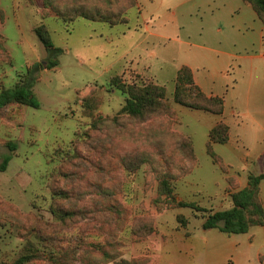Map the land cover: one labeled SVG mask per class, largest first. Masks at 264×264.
<instances>
[{
    "label": "rangeland",
    "instance_id": "rangeland-1",
    "mask_svg": "<svg viewBox=\"0 0 264 264\" xmlns=\"http://www.w3.org/2000/svg\"><path fill=\"white\" fill-rule=\"evenodd\" d=\"M139 1L140 9H137ZM139 1L127 14L128 25L111 27L83 18L66 24L57 20L54 13L44 16L42 0H36L35 4L31 0H0V35L6 47V52L0 49V89L13 87L28 66L46 58L45 48L34 32L36 26L46 24L54 43L63 49L60 65L42 70L35 86L40 108L13 105L0 116V198L16 206L24 216H39L41 223L35 227L45 235L61 237L59 249L74 250L71 264H114L105 262L97 252L101 245L116 260L210 264L217 248L211 243L210 231L203 229L201 213L174 208L165 196L159 199L158 186L159 176L168 173L175 178L177 200L219 211L232 206L230 193L245 188L251 174L264 173V155L262 158L255 155L256 146L250 150L254 154L247 153L242 146V131L236 126H233L232 145H213L227 167V171L223 170L207 149L214 117L204 118L208 113L174 101L178 68L194 50L184 46L181 40L190 37L192 43H205L214 49L216 58H222L230 48L221 46L210 34L214 32L218 36L217 30L223 29L222 39L223 36L225 39L228 28L224 16L228 15L211 24L208 15L201 14L200 9L197 15H189L162 0ZM146 23L156 36L149 35ZM201 28L209 35L201 38ZM248 32L253 34L254 30ZM233 53L238 56L232 60L228 78L237 91L236 100L231 103L229 100V105L238 100L241 103L244 98L240 66L245 67L246 62L241 60L242 56L260 54L261 50L258 45H249L233 49ZM113 77L126 84L164 86L175 118L163 116L145 124L126 119L117 126L90 131L95 118L115 117L125 104L126 96L110 83ZM88 97L96 100L94 118L85 111ZM240 111L234 120L251 122L243 116L242 105ZM85 130L92 137L77 142L75 152V133ZM175 134L191 136L196 163L186 161L178 151ZM10 145L17 149L12 151ZM62 146L65 150L57 153L56 149ZM127 154H140L143 164L135 171L129 170L123 162ZM8 157H11L9 165L3 169ZM61 164H66L68 172L64 185L57 175ZM55 178L57 186H65L70 194L62 205L78 213L74 222L63 229L58 228V221L49 211L54 204L50 185ZM230 178L234 180L232 184L239 181L237 187ZM261 183L264 197V180ZM104 207L110 214L114 209L120 211L115 225L101 223L96 217L95 211ZM179 215L190 220L186 227L178 220ZM24 216L18 217L0 205V264H12L22 253L26 240L24 228L32 226V221ZM137 218L151 221L155 227V232L143 241H136L132 235ZM81 226L84 243L68 242L66 239L80 231ZM253 231L252 259L264 264L256 255L264 227H254ZM33 264L50 263L40 260Z\"/></svg>",
    "mask_w": 264,
    "mask_h": 264
},
{
    "label": "trees",
    "instance_id": "trees-1",
    "mask_svg": "<svg viewBox=\"0 0 264 264\" xmlns=\"http://www.w3.org/2000/svg\"><path fill=\"white\" fill-rule=\"evenodd\" d=\"M34 4L36 0H31ZM250 4L258 17L264 23V0H243ZM42 12L44 16H49L54 13L57 20L66 24H71L76 20L83 18L92 22L105 23L111 27L124 24H129L127 14L130 9L138 5L137 0H42ZM34 32L43 44L46 51V58L44 61L36 62L28 66L27 72L20 76L18 82L13 87H1L0 91V116L8 113L11 106H29L33 108H40L41 104L35 94V86L40 81L41 71L44 69H56L61 61L60 57L63 54V49L58 47L52 38L49 27L42 23L34 28ZM4 40L2 41L0 35V49L6 52ZM118 91L125 95V104L119 111V114L112 118H95L91 123L90 131H99L104 126H117L122 121L130 119L135 124H145L147 121H153L160 117L166 116L175 118L176 113L167 101V90L164 86L148 83L140 85L136 82L126 84L121 81L119 77H113L110 81ZM174 101L186 108L192 110H201L213 114L221 115L225 111V100L219 96H208L196 84L193 71L188 66H183L178 70L176 76V87L174 92ZM85 111L89 117L94 118V111L96 110V100L93 97H88L85 100ZM89 128V129H90ZM88 129V130H89ZM85 130L83 132L77 131L74 139V151L77 152V146L85 137H92V134ZM177 136V149L182 154L186 161L191 164L196 163L197 156L195 147L191 136L184 134H175ZM230 139V128L224 121H219L209 131V141L207 144L208 153L213 158L214 162L220 164L223 170L227 167L222 159L215 153L213 144H227ZM12 151L17 147L10 145ZM65 148L56 149V152L64 151ZM68 158L69 153L66 152ZM125 166L132 171L138 169L142 164L144 158L140 154H127L123 158ZM11 160V157L5 160V169ZM66 164H61L58 167L57 175L61 176L52 181L50 188L53 193L54 204L50 208V214L54 216L58 228L63 229L68 226L78 216L74 209L65 208L62 203L70 198V194L64 185L65 177L68 176ZM227 171V170H226ZM54 174L52 175L53 179ZM51 179V180H52ZM62 182V186H57L58 181ZM175 178L163 173L159 176L158 194L159 199L163 196L169 200V205L174 208H188L195 212L201 213L200 217L204 220L202 226L205 230L218 229L228 235H240L249 232L251 225L258 224L264 226V205L261 199V182L264 180V173L260 175H250L248 184L245 188L230 193V201L232 206L229 209L210 211L204 207L199 206L195 202L177 200L175 198L174 186ZM236 180V179H235ZM232 184V178L229 180ZM56 184V185H55ZM239 181H235L234 186H238ZM0 205L7 210L13 211L18 217L24 216L22 212L11 203L0 198ZM105 209L95 211L96 217L99 221L105 224L115 225L120 218V211L114 209L110 211ZM24 217L30 219L31 228H27L24 233L25 243L21 255L12 264H33L36 261L46 260L50 264H71V253L74 250L59 249L58 242L63 241L61 237L45 235L37 227L41 223L39 216H32L27 214ZM178 220L186 227L190 220L185 216H178ZM0 223L1 220H0ZM81 230L73 233L68 242L77 244L84 243L85 235ZM155 232L153 222L144 221L142 218L135 219L132 229V235L136 241H143L149 235ZM64 240V241H66ZM105 262H114V264H149L145 261L134 260L129 261L125 259L116 260L106 250L104 245L97 250Z\"/></svg>",
    "mask_w": 264,
    "mask_h": 264
},
{
    "label": "crops",
    "instance_id": "crops-1",
    "mask_svg": "<svg viewBox=\"0 0 264 264\" xmlns=\"http://www.w3.org/2000/svg\"><path fill=\"white\" fill-rule=\"evenodd\" d=\"M162 2L169 4V6L174 5L175 7L173 8L189 15H197L196 11L200 9L201 14L208 15L207 21L209 23L210 20L211 24L220 22L219 17L228 15L224 16L228 28L225 39L224 36L222 39V35L225 33L223 29L217 30L218 36L214 32L210 35H213V38L221 46L224 45L230 48V50H226L222 58H216L213 54L214 49H211L205 43H192L189 37L186 40H181V42L184 46H189V48L194 47V50L189 59L181 67L188 66L191 68L196 84L205 94L223 97L225 100V111L223 114L217 115L206 112L208 114H205L204 118L214 117L209 131L217 122L224 121L230 128L229 142L224 145H232L233 126H236L238 130L242 131V146L247 149V153L254 154L252 153L253 150H250L256 146L258 151L255 155L262 158L261 156L264 155V23L258 17L253 7L243 0H162ZM137 9H140V1L139 8ZM145 26L149 35L156 36L155 33L152 34L153 32L150 30L151 28L148 23ZM249 29L254 30V33L249 34ZM202 30L203 28L200 30L201 38L206 34ZM237 34L239 35L237 36ZM206 35H209V33ZM249 45H258L261 53H248L242 56L241 60L246 62L245 67L240 66L241 72L243 71L242 74L244 75V98L241 103L238 100L233 105H229V100L230 103L236 100L234 97H236L237 91L236 86L231 85L228 78V71L232 60L238 56L233 53V49L238 50L242 46L248 48ZM241 105L243 116L251 119V122L234 120L236 112H241ZM237 138L241 141L239 134H237ZM261 199L264 205L262 187ZM254 227L264 226L253 224L248 233L231 236L218 229L208 230L211 233V243L217 248L211 256L212 260L210 264H226V262L230 261L231 264H257L252 259L251 254V250L255 246ZM243 236L247 238H243ZM259 246L260 249L256 255L260 260L264 261V237L260 241Z\"/></svg>",
    "mask_w": 264,
    "mask_h": 264
}]
</instances>
